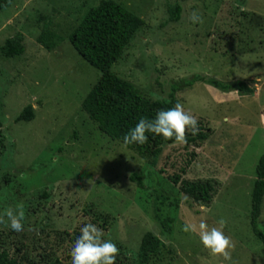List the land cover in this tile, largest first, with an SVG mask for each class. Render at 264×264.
I'll use <instances>...</instances> for the list:
<instances>
[{
  "label": "rangeland",
  "instance_id": "rangeland-1",
  "mask_svg": "<svg viewBox=\"0 0 264 264\" xmlns=\"http://www.w3.org/2000/svg\"><path fill=\"white\" fill-rule=\"evenodd\" d=\"M100 1L13 0L0 12V47L16 34L24 46L20 57L0 54V212L20 202L27 208L22 232L0 225V248L23 264H38L39 254L56 243L57 256L70 264L80 229L90 222L104 240L121 247L116 264L135 262L145 232L163 241L148 264H264L263 243L249 224L255 167L264 152L257 101L202 83L178 92L177 102L208 131V139L196 146L166 145L150 168L102 134L81 107L99 72L78 56L68 36ZM112 1L144 21L111 68L143 97L166 99L172 82L194 73L260 86L264 95V0H239L244 11L237 0ZM176 2L182 13L173 24L167 9ZM193 11L203 23L188 20ZM41 34L59 39V45L46 50L36 41ZM27 106L33 120L17 122ZM132 174L143 179L144 189L129 181ZM175 176L177 185L170 180ZM209 179L218 184L211 204L184 205L181 183ZM153 189L182 200L166 207L174 222L168 238L152 216ZM44 190L47 210H39L36 197ZM221 218L234 244L227 261L211 256L198 234L181 230L185 222L197 232L201 221L219 227ZM43 225L48 229L38 234ZM257 226L264 234V197Z\"/></svg>",
  "mask_w": 264,
  "mask_h": 264
},
{
  "label": "trees",
  "instance_id": "trees-1",
  "mask_svg": "<svg viewBox=\"0 0 264 264\" xmlns=\"http://www.w3.org/2000/svg\"><path fill=\"white\" fill-rule=\"evenodd\" d=\"M13 0H0V12L8 8ZM182 6L176 2L167 9L168 22L179 23L181 20ZM144 27V21L129 12L121 4L112 0H101L91 7L77 27L68 36V42L74 51L87 64L99 72V78L87 93L81 103L82 110L93 121L98 130L112 141L123 143V136L134 127L141 117L154 119L160 110L174 107L177 102L176 94L196 83L211 86L222 93L237 92L241 95H251L254 89L246 82L234 81L224 83L205 74L194 73L172 82L166 99H148L143 97L133 85L117 77L111 68L120 60L130 41ZM37 43L46 50L52 51L59 45V39L41 34L36 39ZM23 39L20 34L8 38L0 47L3 58L14 59L24 54ZM34 118L31 106L25 107L16 121L30 122ZM148 141L143 145H128L126 149L141 156L150 168H155L163 147L174 144V141H165L162 137L148 134ZM208 139V131L199 126L196 136L187 135L185 145H199ZM256 179L253 184L250 201L249 224L253 235L261 240L264 246V234L258 229L257 220L260 215L261 204L264 197V152L259 157L255 167ZM173 184L177 185L179 177H171ZM139 189H144L143 179L136 174L129 177ZM217 182L213 180L184 181L180 191L184 197L183 204L189 209L194 205L208 207L216 194ZM152 216L160 227L163 238H168L174 229L173 219L166 213L167 205L172 201L175 205L182 203L179 198H170L156 189L152 193ZM48 193L44 190L36 197V205L39 210H47L45 201ZM25 208V213L26 212ZM35 213V210L33 211ZM46 225L39 227V233H45ZM48 233V230H47ZM61 234H59V237ZM57 246L39 254L38 264H63L57 256ZM163 246V241L151 232L142 234L137 249L135 262L130 264H148L151 256ZM121 251V247L117 245ZM125 253H124V256ZM126 259V258H125ZM122 262H120L121 264ZM0 264H23L22 258H12L8 252L0 248ZM32 264H37L32 262Z\"/></svg>",
  "mask_w": 264,
  "mask_h": 264
},
{
  "label": "clouds",
  "instance_id": "clouds-1",
  "mask_svg": "<svg viewBox=\"0 0 264 264\" xmlns=\"http://www.w3.org/2000/svg\"><path fill=\"white\" fill-rule=\"evenodd\" d=\"M236 7L245 10L243 4L237 0ZM192 24L203 23V17L193 11L188 17ZM154 99H160L155 97ZM227 119V118H226ZM196 136L199 132L198 120L191 113L185 111L181 103L167 110H160L154 119L141 117L134 127L123 136V143L128 145H143L148 141V134L162 137L165 141H174L176 145L187 143V135ZM91 183L92 181H88ZM25 205L23 202L13 207H7L0 212V225L14 232L24 230ZM227 221L221 218L219 227L209 228L207 222L199 223V231L195 224L185 222L182 231L184 233L198 234L200 242L205 250L213 257L231 259L230 249L234 244L230 237L226 236L223 228ZM120 249L111 240L103 239V231L93 223H87L80 229V235L70 251V264H116V258Z\"/></svg>",
  "mask_w": 264,
  "mask_h": 264
},
{
  "label": "crops",
  "instance_id": "crops-1",
  "mask_svg": "<svg viewBox=\"0 0 264 264\" xmlns=\"http://www.w3.org/2000/svg\"><path fill=\"white\" fill-rule=\"evenodd\" d=\"M263 80L262 83H264V79H261V81ZM264 85V84H262ZM252 99L254 101H257V109L260 112V120H261V124L264 127V95L261 94L260 91V86H256V89L254 91L253 94H251Z\"/></svg>",
  "mask_w": 264,
  "mask_h": 264
}]
</instances>
